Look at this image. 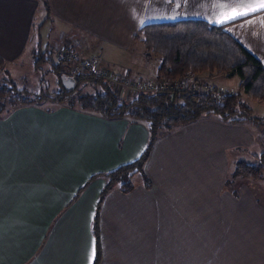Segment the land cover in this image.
Instances as JSON below:
<instances>
[{"label": "crops", "instance_id": "obj_1", "mask_svg": "<svg viewBox=\"0 0 264 264\" xmlns=\"http://www.w3.org/2000/svg\"><path fill=\"white\" fill-rule=\"evenodd\" d=\"M222 2L227 0H0V58L11 62L23 52L38 27L35 16L41 13L57 41L64 39L62 47H75L101 66L104 50L110 49L111 57L124 60H117L120 72L135 77L145 76L146 66L133 61V45L143 47L133 36L145 25L184 21L222 26L264 68V11L217 24ZM142 49L137 55L149 63L152 58L146 60ZM158 64L145 79L156 78ZM250 125L229 126L208 118L188 129L199 126L205 137L208 126L215 127L233 144L230 152L237 148L249 153L257 138ZM185 130L154 146L145 171L175 167L179 157L184 161L186 140L174 134ZM147 141L148 132L140 123L107 121L59 104L53 109L20 107L0 119V264H87L91 241H96L92 219L104 184L98 175L134 162ZM198 174L195 181L216 184L207 173L205 178ZM228 174L220 194L205 191L193 210L191 179L185 176L182 181L173 171L165 176L173 188L170 194L159 193L154 184L150 191L137 184L131 193L109 194L99 212L98 264H198L193 243L203 249L205 242L219 248L216 264H264V208L254 197L240 206L239 196L223 189ZM191 228H215V237L209 239L205 232L201 241L192 242ZM222 228H247L249 235H230L224 241ZM200 264H208L205 257Z\"/></svg>", "mask_w": 264, "mask_h": 264}, {"label": "trees", "instance_id": "obj_2", "mask_svg": "<svg viewBox=\"0 0 264 264\" xmlns=\"http://www.w3.org/2000/svg\"><path fill=\"white\" fill-rule=\"evenodd\" d=\"M133 40L143 45L146 60L153 57L159 60L157 81L184 83L188 76L226 74L238 78L236 91L218 92L213 88L197 92L135 93L125 98L122 92L88 73H81L75 79V87L67 91L60 81L63 74L67 75L66 62L40 52L39 43L33 54V71L38 72L41 65L47 64L54 73L58 90L49 95H26L0 82V102L9 99L12 106L5 109L0 103V119L8 117L17 108L40 106L49 99L70 110L107 121H128L145 126L148 141L139 157L130 164L101 174L104 184L92 219V231L97 241L94 264H98L100 258L98 219L103 201L112 192L131 193L137 181L146 191L153 188L144 167L160 140L208 118L229 126H264V113L261 117H252L251 109L243 99L246 96L264 103V68L230 38L222 26L215 27L202 21L151 24L143 26ZM4 63L0 58V70ZM252 158L256 164L235 162L232 173L225 179L223 189L235 198L239 196V181H264V146L260 155Z\"/></svg>", "mask_w": 264, "mask_h": 264}, {"label": "rangeland", "instance_id": "obj_3", "mask_svg": "<svg viewBox=\"0 0 264 264\" xmlns=\"http://www.w3.org/2000/svg\"><path fill=\"white\" fill-rule=\"evenodd\" d=\"M35 17H36L35 22L38 25L36 31L31 34L28 44L26 45L23 52H21L16 57V59L12 60L11 62L4 63V66L0 70V82L7 84L8 87L10 86L14 87L15 90L22 92V94L49 95L58 90V85L56 83L57 81L54 77V73L49 70L47 64H44L43 66L41 65V68L38 72L33 71V54L37 51L38 47L36 46L39 43L41 44L39 47L40 52L43 53L46 52L47 55L51 56V58L57 60V58H55L57 51L54 53L52 48L61 46V44L63 45L64 39H62V41H57V36H55L53 34V31L48 28L47 22L45 23L44 15H42L41 13H37ZM140 46L141 45L139 44H134L132 47V53H134L133 61H135L138 66H141V64H144L146 66V70H144L145 76L140 75L144 78L135 77L133 76V74L129 75L127 73H123L127 75V77L131 81L138 82L139 86L141 84H146L149 81L156 80V79L148 80L145 79V77H151L153 75L154 73L153 66L159 61L156 57H153L149 63H145L142 55H137L139 52V48H143ZM66 47L72 48L70 46H66ZM72 49L76 50L77 48L74 47ZM142 50L144 52V49ZM78 54L80 55V57L85 59L95 58V57H86V55H82L79 52ZM111 54L112 53L110 49H105L102 55L103 58H100L104 61V64L102 63L103 66L100 65L99 60L96 58L99 62V66L102 68H107L112 72L122 74V72H120L122 71V68L117 63V60H121V61L124 60L120 59V57L117 56L111 57ZM184 81H185L184 85L187 84L188 87H192V88L194 87L195 90L193 91L196 92L206 91L208 89L214 88L218 92L234 93L236 91V87L238 84L237 77L235 76L229 77L226 74L208 75L204 73L196 76H188L185 78ZM130 95L123 93L122 96L128 98ZM243 99L246 105L251 109L252 117H261V115L264 113V104L253 101L246 96H243ZM43 102L44 103H42L41 106L45 109H53L56 108V106L58 105V103H55L49 99L44 100ZM0 103L4 105L3 108L5 109L12 107L9 99L2 101ZM249 128L256 130V134H257V138L255 136L253 137L254 145L249 148V153L239 152L237 151V148L233 149V151L230 152L229 151L230 149H228L229 145L231 146L233 144L230 141H227L228 139L225 137V135H223L224 133L221 132L220 129H216L215 127L212 128L211 126H208L207 129L208 136L202 137L200 136L199 126H194L189 129L187 128V130H185L182 133L174 134L176 136H180V138L182 139L185 138L186 140L185 144L183 145L185 148L183 155L184 161H181V157H179V159H177L176 164H174L175 167L166 166V165H164L166 166L165 168L150 167L147 168L145 172L147 173L151 183L156 185V187L158 188V189L156 188L157 190H159L158 192L159 193H161L162 191L167 192L166 194L168 193L170 194L173 189L170 186H168V182L166 181L168 177H165L167 176V174H169L170 172L172 173L173 171L174 175L176 174L177 177L182 178V181L185 179V176H188L191 179L190 181L191 182L190 186L192 188L191 203L193 210L194 207L193 205L197 206V204L195 203L197 196H198L197 201L199 199L200 201H202L205 191H212L214 192L215 195L220 194V188L222 186L221 184L222 178L225 177L227 172L232 173L235 162L244 161L249 164L257 163L256 160L252 158V156L253 155L258 156L262 152V146H263L262 143L264 142V126L258 127V126L250 125ZM233 134L234 133L231 132V136ZM222 136L224 139H222ZM234 136L237 137L238 135L237 136L233 135V137ZM239 138L243 139L241 133L239 135ZM177 141L179 142V140ZM179 152L180 151H178V153ZM183 162L184 163L188 162V164L185 165L186 168L185 166L183 168L180 167L181 165L184 164ZM172 163H174L173 160ZM199 172H201V175L204 178H205L204 176L205 173L212 176L216 184L208 183L207 185L203 183V180L199 181V179L195 181V179H197L199 175L198 174ZM239 183L240 184L237 187L240 198L238 202L240 206L244 205V203L248 202L247 200H251L254 197L257 200V203H260L261 206L264 208V181L254 182L251 180H244V181H239ZM136 184H139V182L137 181ZM180 186L183 187V184L180 183ZM206 186L207 188L204 189ZM200 187H202V189H200ZM180 189H181L180 192L183 193V188ZM199 189L200 190L204 189V190L201 191L200 193ZM217 201L218 200H216V202ZM163 229L168 230L169 228H163ZM213 229L215 228H191V234H192L191 237L193 240L192 242H195L197 240L201 241V238L203 237V234L205 232L209 235L208 237L209 239L213 236L215 237ZM222 229L226 231L224 232V235L222 234V240L224 241L228 240L230 235L236 236V234H239L238 237L240 238L249 235L248 233L244 232L245 230H247V228H222ZM200 244L201 243H198L195 246L193 243V249H192L193 253L199 251L198 254L194 257L195 259L197 258V261L199 262L198 264H200L201 258L203 257H205V260L208 261V264H213L212 258H215L216 260H214V264H216V262H218L217 256L220 254V253L218 255L216 254L219 248L209 247V245L211 244L205 242L202 243L203 249L201 248L199 249ZM167 251L168 250H163L162 253L163 252L167 253ZM153 255L154 256L151 257V259L152 262H155L157 260V255L155 254ZM159 256L161 257L162 255L160 254ZM233 258H234V262L238 260V257H233Z\"/></svg>", "mask_w": 264, "mask_h": 264}, {"label": "built area", "instance_id": "obj_4", "mask_svg": "<svg viewBox=\"0 0 264 264\" xmlns=\"http://www.w3.org/2000/svg\"><path fill=\"white\" fill-rule=\"evenodd\" d=\"M55 58L67 64V75L76 79L81 73L92 74L120 92L127 95L135 93H162L177 91H193L194 87H188L183 82L178 81H149L139 86L138 82L131 81L127 75L110 71L99 66L96 58H82L78 52L69 47H62L57 50Z\"/></svg>", "mask_w": 264, "mask_h": 264}, {"label": "snow or ice", "instance_id": "obj_5", "mask_svg": "<svg viewBox=\"0 0 264 264\" xmlns=\"http://www.w3.org/2000/svg\"><path fill=\"white\" fill-rule=\"evenodd\" d=\"M231 3H235L238 6H228ZM218 7L220 8V11L214 23L226 24L257 12L264 11V0H227V3H219ZM96 256V241L93 239L88 250L87 264H94Z\"/></svg>", "mask_w": 264, "mask_h": 264}, {"label": "water", "instance_id": "obj_6", "mask_svg": "<svg viewBox=\"0 0 264 264\" xmlns=\"http://www.w3.org/2000/svg\"><path fill=\"white\" fill-rule=\"evenodd\" d=\"M60 81H61L62 87L67 91L72 90L75 87V83H76L75 79H72L66 74H63L60 77Z\"/></svg>", "mask_w": 264, "mask_h": 264}]
</instances>
